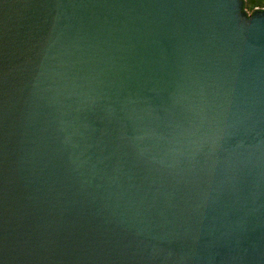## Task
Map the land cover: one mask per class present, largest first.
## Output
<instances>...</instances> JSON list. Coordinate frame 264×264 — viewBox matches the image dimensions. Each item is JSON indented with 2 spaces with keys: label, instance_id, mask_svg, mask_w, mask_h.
<instances>
[{
  "label": "water",
  "instance_id": "1",
  "mask_svg": "<svg viewBox=\"0 0 264 264\" xmlns=\"http://www.w3.org/2000/svg\"><path fill=\"white\" fill-rule=\"evenodd\" d=\"M0 264H264V12L0 0Z\"/></svg>",
  "mask_w": 264,
  "mask_h": 264
},
{
  "label": "trees",
  "instance_id": "2",
  "mask_svg": "<svg viewBox=\"0 0 264 264\" xmlns=\"http://www.w3.org/2000/svg\"><path fill=\"white\" fill-rule=\"evenodd\" d=\"M240 12L243 18H249L254 13L264 12V0H240Z\"/></svg>",
  "mask_w": 264,
  "mask_h": 264
}]
</instances>
